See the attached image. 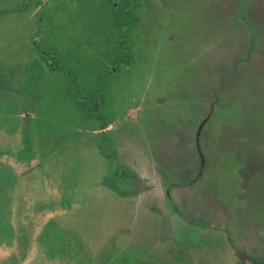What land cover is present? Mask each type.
Segmentation results:
<instances>
[{"label":"rangeland","instance_id":"374dc122","mask_svg":"<svg viewBox=\"0 0 264 264\" xmlns=\"http://www.w3.org/2000/svg\"><path fill=\"white\" fill-rule=\"evenodd\" d=\"M133 1L118 68L123 2L0 0V264L264 261V0Z\"/></svg>","mask_w":264,"mask_h":264},{"label":"trees","instance_id":"16d2710c","mask_svg":"<svg viewBox=\"0 0 264 264\" xmlns=\"http://www.w3.org/2000/svg\"><path fill=\"white\" fill-rule=\"evenodd\" d=\"M123 2V5L120 6V9L118 10V22L115 23V28L118 30V35H114L113 38L116 42H118V68L121 67H127L130 66L133 63V59L130 53L129 45L127 44V36L125 35V32L130 28L132 17H131V9L133 8L134 1L133 0H117ZM119 5V4H118ZM127 57L126 62H122L123 57ZM58 67V68H57ZM62 65H56L57 69H61ZM69 74V72H68ZM67 74V76H68ZM72 75L71 72L69 74ZM68 76V78L70 77ZM84 106L82 105V110H84ZM96 107V106H95ZM97 109V107H96ZM103 129L106 128V126L102 127ZM114 182H118L120 186L127 184L129 181H131V174L123 167L116 165L113 175ZM259 264H264V261H259Z\"/></svg>","mask_w":264,"mask_h":264},{"label":"flooded vegetation","instance_id":"af4514ba","mask_svg":"<svg viewBox=\"0 0 264 264\" xmlns=\"http://www.w3.org/2000/svg\"><path fill=\"white\" fill-rule=\"evenodd\" d=\"M116 16H117V18H118V10H117V12H116ZM118 22V20L115 22V23H117ZM115 25V24H114ZM117 32H118V30H117ZM114 39V38H113ZM114 41H115V39H114ZM116 42V41H115ZM117 44H118V42H116ZM49 62V61H48ZM56 68V67H55ZM116 68V67H115ZM110 70H112L111 69V67H108V69H107V71H110ZM73 76V75H72ZM77 92H79V91H77ZM102 93H103V91H102ZM83 104V103H82ZM107 127V126H106Z\"/></svg>","mask_w":264,"mask_h":264},{"label":"crops","instance_id":"0c3cea01","mask_svg":"<svg viewBox=\"0 0 264 264\" xmlns=\"http://www.w3.org/2000/svg\"><path fill=\"white\" fill-rule=\"evenodd\" d=\"M262 99L264 100V96L262 97ZM261 100V99H260Z\"/></svg>","mask_w":264,"mask_h":264}]
</instances>
